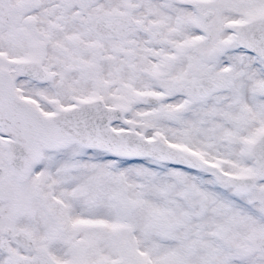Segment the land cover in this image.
Masks as SVG:
<instances>
[{
  "label": "snow or ice",
  "instance_id": "1",
  "mask_svg": "<svg viewBox=\"0 0 264 264\" xmlns=\"http://www.w3.org/2000/svg\"><path fill=\"white\" fill-rule=\"evenodd\" d=\"M0 264H264V0H0Z\"/></svg>",
  "mask_w": 264,
  "mask_h": 264
}]
</instances>
